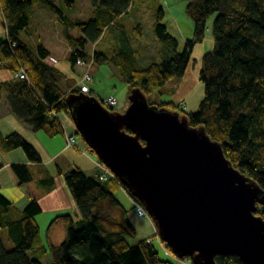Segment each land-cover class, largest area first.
Wrapping results in <instances>:
<instances>
[{
    "label": "trees",
    "instance_id": "1",
    "mask_svg": "<svg viewBox=\"0 0 264 264\" xmlns=\"http://www.w3.org/2000/svg\"><path fill=\"white\" fill-rule=\"evenodd\" d=\"M62 1L67 6L76 2ZM186 1V12L194 21L192 37L180 48L179 40L164 20L163 6L153 7L156 58L140 66L129 36L124 29L120 32L119 26L135 0H92V11L86 20L71 17L55 0H0V22L5 28L0 34V65L12 73L20 64L25 65L28 76L20 78L13 74L1 81L0 99L2 92H7L6 101L17 117L33 131L43 130L53 136L64 131L59 114L70 115L66 95L81 90L79 85L63 90L59 80L65 75L45 60L49 50L42 40L36 44L26 40L24 31L35 4L45 5L63 25V34L72 47V65L79 57H87V44L96 43L94 63L113 64L130 91L140 87L148 99L155 92L163 93L162 87L173 78L183 77L191 64L197 65L193 49L211 34L213 47L202 55L198 69V79L204 84L198 109L187 111L174 100L153 103L180 110L192 125H204L212 138L222 142L232 163L264 188V0ZM111 27L114 30L110 31ZM73 28L79 30V35L73 33ZM133 30L134 37L140 38L141 23H136ZM113 31L114 41L119 44L109 50L99 46L102 38ZM13 42L16 46L11 48ZM75 133L78 134L77 130ZM0 144L7 149L21 147L34 162V166L12 163L20 184L37 180L46 189L53 188V176L42 165L35 146L22 134L3 135ZM62 174L76 211L55 214L47 224L45 239L36 220L42 211L38 199L32 197L19 209L0 190V229L7 228L15 244L7 248L0 236V264H177L170 257L171 248L161 239L166 257L161 256L152 236L135 244L128 242L127 236H135L137 231L115 191L123 187L137 203L142 202L118 178L101 179L97 172L86 175L78 166ZM257 213L264 217V204L258 206ZM58 226L64 227L65 236L61 241H53L52 234ZM180 259L194 264L188 257ZM215 260L216 264H246L238 255L228 253L217 254Z\"/></svg>",
    "mask_w": 264,
    "mask_h": 264
},
{
    "label": "water",
    "instance_id": "2",
    "mask_svg": "<svg viewBox=\"0 0 264 264\" xmlns=\"http://www.w3.org/2000/svg\"><path fill=\"white\" fill-rule=\"evenodd\" d=\"M65 98L77 132L142 202L176 257L216 264L217 254L228 253L264 264V217L257 213L264 188L204 125L150 102L140 87L124 110L83 90Z\"/></svg>",
    "mask_w": 264,
    "mask_h": 264
},
{
    "label": "crops",
    "instance_id": "3",
    "mask_svg": "<svg viewBox=\"0 0 264 264\" xmlns=\"http://www.w3.org/2000/svg\"><path fill=\"white\" fill-rule=\"evenodd\" d=\"M55 1L59 4L60 0ZM152 2L153 0H149L148 5H150ZM42 5L35 4L33 6L31 21L29 26L25 30L27 35L24 33V36L26 40L31 44H36L39 40H42L46 48L49 50V54L45 58V60L48 63H51L56 66L64 73L65 77H62L59 80V85L63 88V90H69L75 85V83L79 79L78 76H81L80 74L84 67L78 62H76L74 65L71 64V68L69 67V63H67V60H69V54L72 50V47L63 34V25L57 20L54 14L51 15V13H49L47 9H45V7H43ZM149 7L150 9L152 8V6ZM150 9L149 12H154V8H152L151 10ZM91 11L92 7L90 12ZM164 12L165 15H167L168 17L171 16V24L173 28L177 31V33H179V36L177 34H174L172 31H169L179 40L180 48H183L186 40H181L183 32L180 22L175 19L173 12L168 13L165 8ZM33 16H36V18L41 22H37L36 20L35 23H32ZM168 25L170 24L168 23ZM122 30L123 28L121 27L120 32H122ZM33 38L36 39L35 42H32ZM141 39L142 35L140 38H138V40ZM90 44L92 47H95L96 45V43ZM88 45L89 44H87V46ZM130 46L131 50H133L134 52L136 63L140 66H146L149 63L150 58L149 55L146 53L147 49L143 47L146 46L145 43H136L134 40H131ZM140 51L145 52L140 54ZM58 54H60V56L55 57V55ZM59 59H63V62H59ZM94 65L95 63L92 65V68L94 67ZM0 67H3L2 72L0 73V82L5 81L13 76V73L8 68L2 65H0ZM195 67L196 66H192L191 64L187 68L186 74L181 77V79L179 78L180 83L178 85H171L173 86L171 88L172 95L174 93L175 94L174 97H171L168 100L180 102L189 94V88L184 92V90L186 89L185 83L187 73L188 71L193 72L195 78L197 79V82L199 68ZM108 69L113 70L109 67ZM73 72L77 73L78 76H72ZM92 94H94L93 91ZM6 99L7 92H2V98L0 99V138L3 135L9 134L11 132H19L20 134H22L28 141H30L35 146V148L40 154L42 165L48 168L50 174L53 176L54 179L52 189H46V186L40 185L37 180H30L20 184L19 177L11 166L12 163H29L33 166L35 164L33 161L29 160L27 154L21 147L7 149L0 144V163L2 164L0 167V190L19 209H23L32 197H36L42 208V211L36 216V220L40 226V231L42 232V224L40 223V217L42 221H45L42 223H45L46 227L49 220L55 214L62 211H68L72 213H75L76 211L73 197L64 180L62 173L74 166H78L85 172L86 175H95L98 170V165L96 160L93 158L94 155L85 154L87 156V159L83 160L80 157L83 155L74 153L73 151L67 153V150H69L70 148L66 147V133H73L76 127L72 119L66 112H61L63 113L61 116V113L59 114L64 131L62 133H58L56 135L51 136L43 130L33 131L32 128L25 121L17 117L11 111V108ZM41 132H44V135ZM78 145L83 148L86 146L85 143L81 141H78ZM59 158L60 161L58 162ZM51 162H55V168L51 166ZM42 175L45 176V174H41V176ZM24 188L26 189L24 190ZM24 191L26 192L24 193ZM127 195L129 196L131 202L135 205L136 201L128 193ZM52 239L54 241H58L53 238V234Z\"/></svg>",
    "mask_w": 264,
    "mask_h": 264
},
{
    "label": "rangeland",
    "instance_id": "4",
    "mask_svg": "<svg viewBox=\"0 0 264 264\" xmlns=\"http://www.w3.org/2000/svg\"><path fill=\"white\" fill-rule=\"evenodd\" d=\"M177 1V2H175ZM149 0H136L134 5H131L132 7L130 10L125 13L122 18L119 21V26L124 29V31L127 33L129 36L130 40H134L136 43H141L144 42L146 46H143L146 50V53L149 55L150 60H153L156 58V49H157V40L153 34L152 31V22L154 21L155 18V10L154 12H149L150 7L152 6H163L167 10V12H173L175 19L180 22L182 26V32L183 35L181 36V40H186L187 38L192 37L193 35V28H194V21L193 19L189 16V14L186 12V0H153V2L148 5ZM37 5H42V4H37ZM59 5L61 8L69 14L73 18L77 19H83L86 20L90 16V10L92 7V0H76V2L71 5L67 6L62 0L59 1ZM47 9L51 15L53 14L46 6L42 5ZM149 9H148V8ZM151 8V9H152ZM150 9V10H151ZM41 22L36 18V16L32 17V23ZM164 20L166 23L170 24L168 25L169 30L172 31L174 34H179L177 31L173 28L171 24V16L165 15ZM140 22L142 26V39L138 40L137 38L134 37V30L133 27L136 25V23ZM212 22V19L210 20ZM0 34L4 33V26L0 22ZM114 30V27L110 28V31ZM73 33L77 36L79 35V30L77 28H73ZM75 31V32H74ZM210 31V30H209ZM118 32V31H117ZM26 34V32L24 31ZM27 35V34H26ZM179 36V35H178ZM133 38V39H132ZM35 38L32 39V42H35ZM114 31L108 36L105 35L102 40L100 41L99 46H102L104 49L109 50L114 44H119L118 41H114ZM213 47V38L211 34H208L207 37L203 40L201 43H197L195 45V48L193 49L192 52V57L197 60V65L195 68H199L200 66V60L202 55L210 50ZM95 47H92L91 44L86 46V51L88 53L86 58H81L80 62H78L80 65H83V69L81 71V74L84 71H89L93 74V80L89 83L90 89L94 92L95 95L103 98L106 97L109 94H113L116 96L118 100V104L116 109L118 110H124L128 104H129V91H130V86L129 84L125 81V79L118 74V70L116 67L111 64V63H95L94 67L92 68V63L91 60H93V52H94ZM138 50V48H137ZM85 51V50H84ZM145 51H140L139 53L142 54ZM60 56V54L55 55ZM61 60V61H60ZM63 59H59V62H63ZM67 63H69V67L71 68V63L69 60H67ZM100 67V68H98ZM110 69L113 70H109ZM2 68L0 67V73L2 72ZM99 69V70H97ZM114 71V72H113ZM186 74V73H185ZM78 76L77 73L73 72L72 76ZM80 79V77L78 76ZM78 79V80H79ZM181 79V78H180ZM179 77H175L172 79L170 82H168L164 87H162L163 93L155 92L151 94L149 100L151 102H159L160 100H168L171 97H174V94L172 95L171 92V85L179 84L180 83ZM196 78L194 76L193 72L187 73V78H186V83L185 87L186 89L184 92L189 88L190 92L189 94L180 101V108H184L187 111H196L198 109L199 103L201 99L203 98L204 95V84L198 79L196 82ZM77 85V82L75 83ZM65 91H67L65 89ZM181 93V91H180ZM162 98V99H161ZM63 113L60 114V116ZM70 116V115H69ZM71 118V116H70ZM72 119V118H71ZM73 121V120H72ZM42 134L44 132H41ZM44 135V134H43ZM76 138L78 141L84 142L85 140L81 137V135H76ZM73 151L74 153H78L83 160L87 159V156L85 155L81 149H76V148H70L67 150V153ZM91 153L94 154L92 151ZM88 155V154H87ZM94 158V157H93ZM89 159V158H88ZM90 160V159H89ZM60 161V158L58 162ZM52 167L55 168V162L50 163ZM26 188H24L25 190ZM26 191H24L25 193ZM8 194V193H7ZM115 195L117 198L121 201V203L127 208L128 210V216L130 220L132 221L133 225L136 228V235L135 236H127L128 242L131 244H135L139 239L145 238L147 236H152L154 237V244L159 250L161 256L166 257V253L160 244V238L156 235V225L152 218L150 217L149 214L147 215H140L137 211V207L131 202L129 196L127 195L126 191L124 190L123 187L117 189L115 191ZM63 212V211H62ZM45 221H42L40 217V223L42 224V236L43 239H45L46 236V227L45 223H42ZM45 228V229H44ZM0 236L5 242V245L7 248H13L15 246L14 242L9 238L7 228H1L0 229ZM65 236V229L62 226H58L54 232H53V238L61 241ZM54 241V240H53ZM177 264H189V260H181L180 258L176 257L174 254H171L170 256Z\"/></svg>",
    "mask_w": 264,
    "mask_h": 264
},
{
    "label": "built area",
    "instance_id": "5",
    "mask_svg": "<svg viewBox=\"0 0 264 264\" xmlns=\"http://www.w3.org/2000/svg\"><path fill=\"white\" fill-rule=\"evenodd\" d=\"M10 46L12 48L16 46V43L13 42L10 44ZM80 60L81 58L79 57L77 61L80 62ZM92 63H93V60H91V63L89 65H91ZM13 74L16 77L28 78L27 73H26V66L22 64H20V68L14 71ZM92 80H93L92 74L89 71H84L78 81V85L83 91L88 92L91 90L89 87V83ZM101 101L107 106H109L110 108H116L118 104V100L116 96L113 94H109L106 97L101 98ZM66 147L81 149V151H83L84 153L88 155H90L92 152V149L88 145H86L84 148L78 145V140L76 138V134L74 133H66ZM94 159L96 160L97 165H98L97 174L99 178L101 179H107L110 177L117 178V176L110 170V168L107 167L102 161H100L97 158H94ZM136 206H137V211L140 215L148 214L146 208L142 204L136 203Z\"/></svg>",
    "mask_w": 264,
    "mask_h": 264
}]
</instances>
